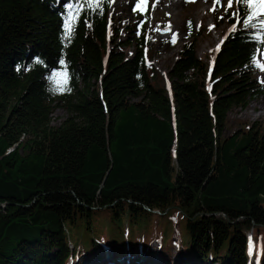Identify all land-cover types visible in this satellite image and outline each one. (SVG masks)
<instances>
[{
  "label": "trees",
  "instance_id": "16d2710c",
  "mask_svg": "<svg viewBox=\"0 0 264 264\" xmlns=\"http://www.w3.org/2000/svg\"><path fill=\"white\" fill-rule=\"evenodd\" d=\"M112 1L0 0V264H264V125L224 134L264 35L234 2L212 62L191 22L165 80Z\"/></svg>",
  "mask_w": 264,
  "mask_h": 264
},
{
  "label": "rangeland",
  "instance_id": "374dc122",
  "mask_svg": "<svg viewBox=\"0 0 264 264\" xmlns=\"http://www.w3.org/2000/svg\"><path fill=\"white\" fill-rule=\"evenodd\" d=\"M121 1L113 0L110 6L113 26L114 28L116 26L121 28L119 38L123 40L131 36L128 33V28H125V26H132L136 22L135 27H139L140 23L144 21L146 34L151 38L146 50L154 53L151 61L165 80L168 66L178 56L182 44L190 39L191 22L193 30H199L195 40L196 53L202 60L208 63H211L214 53L219 48L225 33L233 27L224 16V10L228 8V0H219V2L217 0H187L184 4H181L182 0H174L175 3H179L180 7V13L176 18V22L173 21L175 17L172 10L163 11L158 8V0H147L146 4L142 3L141 0ZM167 1L169 2V0H164L163 4L166 5ZM234 2L235 0H233V5ZM146 5L149 6V10L145 19L143 16L139 17L135 9L138 6ZM140 9L144 10L145 7ZM218 19L221 20L218 21ZM169 26L173 27L172 30L174 32L170 29L166 30ZM124 49L129 55L134 52L135 47L133 45H125ZM258 62L264 64V48L258 54ZM257 75L260 80L264 81V70L261 69ZM61 78L63 79V77ZM249 103L245 108L238 107L229 111L224 134L231 133L243 126V124L247 126L253 122L264 125V94ZM251 103H255V107H252L253 109L250 108ZM66 115L67 111L64 108L56 106L51 114V123L54 125L59 124ZM103 225L101 227L105 228V223ZM107 229L110 228L107 227ZM105 250L106 248L103 247L101 251L105 252ZM78 260L81 261V264H84L86 261L83 255ZM171 262L174 261L172 260ZM76 264H79V262H76Z\"/></svg>",
  "mask_w": 264,
  "mask_h": 264
},
{
  "label": "snow or ice",
  "instance_id": "6c2138e0",
  "mask_svg": "<svg viewBox=\"0 0 264 264\" xmlns=\"http://www.w3.org/2000/svg\"><path fill=\"white\" fill-rule=\"evenodd\" d=\"M89 4H94L96 7H99L100 0H88ZM142 3L146 4L147 0H141ZM219 2V0H217ZM235 3L238 4L243 9L242 22L245 28H254L257 29L259 34L257 39L261 38V35H264V0H235ZM233 0H228V8H232ZM72 5H69L71 8ZM71 12L69 14L71 18ZM234 18L239 22L241 19V14L239 12L234 13ZM65 28L70 34L69 25L66 22ZM235 30V29H233ZM257 67L264 70V64L257 62ZM56 77H64L63 80L56 79ZM53 79L57 83L58 89L63 90V85L66 84V74L65 73H56L54 74ZM249 251H252L251 239L249 241Z\"/></svg>",
  "mask_w": 264,
  "mask_h": 264
},
{
  "label": "bare ground",
  "instance_id": "6f19581e",
  "mask_svg": "<svg viewBox=\"0 0 264 264\" xmlns=\"http://www.w3.org/2000/svg\"><path fill=\"white\" fill-rule=\"evenodd\" d=\"M124 1H128V0H122L121 2H124ZM163 1L164 0H158L157 1V4H158V8L159 9H161V10H163V11H167V10H172V13L174 14V17H175V19L173 20L174 22H176L177 20H176V18H177V16H178V14L180 13V7H179V3H175L174 2V0H169V2L168 3H166V5H164L163 4ZM206 1V0H205ZM214 1V0H213ZM185 2H187V0H182V3L181 4H184ZM204 3V2H203ZM202 3V4H203ZM211 3V2H210ZM189 4V3H188ZM170 12V11H169ZM216 16V15H215ZM217 19V18H216ZM172 21V22H173ZM218 21H219V19H218ZM178 26V25H177ZM171 30V31H173L172 29H173V27H167L166 28V30L168 31V30ZM175 30V29H174ZM170 32V31H169ZM174 32V31H173ZM177 32V31H176ZM167 52V51H166ZM252 107H255V103H251V105H250V108H252ZM253 109V108H252Z\"/></svg>",
  "mask_w": 264,
  "mask_h": 264
}]
</instances>
